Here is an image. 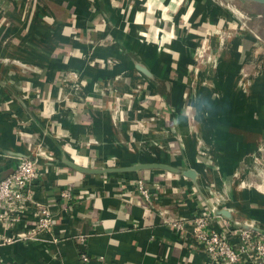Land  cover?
I'll return each mask as SVG.
<instances>
[{
    "label": "crops",
    "instance_id": "0c3cea01",
    "mask_svg": "<svg viewBox=\"0 0 264 264\" xmlns=\"http://www.w3.org/2000/svg\"><path fill=\"white\" fill-rule=\"evenodd\" d=\"M48 1L54 16L32 41L21 10L6 13L15 33L0 37V59L22 66L0 62V179L22 155L38 156L33 195L56 220L39 239L0 245V264H207L193 230L201 212L220 231L238 222L264 233V191L241 184L264 143V62L255 63L264 47L253 48L233 12L221 0ZM199 49L214 55V68H196ZM254 65L258 98L237 77ZM65 156L87 167L160 162L178 171L82 173ZM65 189L76 197L63 199ZM33 211L2 230L31 231Z\"/></svg>",
    "mask_w": 264,
    "mask_h": 264
},
{
    "label": "built area",
    "instance_id": "2783aa9c",
    "mask_svg": "<svg viewBox=\"0 0 264 264\" xmlns=\"http://www.w3.org/2000/svg\"><path fill=\"white\" fill-rule=\"evenodd\" d=\"M103 63V60H102ZM32 160L28 157L20 158L16 168L5 178L0 180V245L11 244L18 240L39 239L43 231L53 228L56 217L50 207L34 198L32 186L41 174L38 156ZM137 188L144 197L150 193L143 180L137 181ZM65 200H72L75 196L70 189L61 192ZM32 208L36 219L34 228L25 233L6 234L2 229H12L20 220L21 213ZM194 235L200 246L208 256L207 264H245V257H250L254 264H264V233L238 224H226L227 231H220L214 227L213 217L201 212L192 219ZM185 221L177 220L172 226L177 231L184 229ZM230 234H235L237 243H233ZM87 260L86 254H82Z\"/></svg>",
    "mask_w": 264,
    "mask_h": 264
},
{
    "label": "rangeland",
    "instance_id": "374dc122",
    "mask_svg": "<svg viewBox=\"0 0 264 264\" xmlns=\"http://www.w3.org/2000/svg\"><path fill=\"white\" fill-rule=\"evenodd\" d=\"M221 5L223 7H226L230 9L233 12V17L237 21L241 22L243 27L249 31L253 35V39L255 40L252 46L254 49L260 48L261 46L264 47V6L260 4H256L253 2H248L244 0H221ZM1 10V20H0V37H3L6 35V33H12L14 32L13 29H11V20L8 19L6 16L7 11H11L12 13L17 14L15 11L21 10L22 14H20V17L25 16L26 21L29 22V34L32 41L33 38H37L38 35V28L42 26L43 23H41V20H51L53 18L54 9L52 4H49L48 0H26L25 3H21L19 0H13L11 4L9 5H0ZM250 16V17H249ZM27 22V23H28ZM235 24V23H234ZM38 25H40L38 27ZM233 32L238 33L239 32V25L236 23L233 26ZM15 33V32H14ZM207 41H211V39H208ZM207 45V44H206ZM208 46V45H207ZM258 48V49H259ZM200 53L195 55L196 59V68H200L203 65H207V67H212L215 63V59L213 54H209V52L205 50H200ZM262 54L259 55L258 59L255 60V63H259L258 61L264 62V60L261 59ZM7 60V62H13L16 64H19L22 66L21 61H18L17 59L12 58H4ZM3 59H0V62L3 61ZM261 59V60H259ZM233 61L234 55H233ZM216 64V63H215ZM214 68V66L212 67ZM239 67L238 78H246L252 80L253 78H258L261 76H257L258 73V66L254 65V72H246L243 69H240ZM26 73H29L32 77L35 73H37L36 70H25ZM264 73V71H263ZM243 80V83L239 85V89H243V91L251 95L254 94V98H258V95L256 94L257 88H260L261 85H250V80ZM263 80V79H261ZM264 97V95H262ZM257 108L256 106H254ZM264 109V101L263 105H261ZM256 152V151H255ZM100 167L101 165H95ZM108 166V165H103ZM253 173V174H252ZM252 176L249 181H243L241 184L242 186L251 185L253 187H257L258 190L264 191V143L263 147L258 151V162L256 165H254V172L252 171ZM247 184V185H246Z\"/></svg>",
    "mask_w": 264,
    "mask_h": 264
},
{
    "label": "water",
    "instance_id": "95a60500",
    "mask_svg": "<svg viewBox=\"0 0 264 264\" xmlns=\"http://www.w3.org/2000/svg\"><path fill=\"white\" fill-rule=\"evenodd\" d=\"M244 1L253 2V3L260 4V5L264 6V0H244ZM138 68L142 72L149 75V71L145 67L138 65ZM22 157H28L32 160L36 159L35 155H22ZM38 161H40V160L38 159ZM63 161L67 165H69L70 167L74 168L77 171H80L82 173H91V174H105V173H113V172L139 171V170H143V169H153V168H161V169H165L168 171H174V172L178 171V169L176 167H174L170 164H167V163H160V162H137V163H133L130 165H122V166H111L110 165V166H104V167H87V166H83V165L78 164L73 159L68 158L66 156L64 157ZM183 172L185 173V175H187L191 178H194L196 175V172L193 169H188V170L183 171ZM2 179H0V180H2ZM213 210L216 213H220L226 217H230L229 211H227L225 209H221L219 211V210L213 208ZM236 224L241 225V226L246 227V228H251V229L263 232L260 228H257L255 226H252L249 224H239L238 222H236Z\"/></svg>",
    "mask_w": 264,
    "mask_h": 264
},
{
    "label": "bare ground",
    "instance_id": "6f19581e",
    "mask_svg": "<svg viewBox=\"0 0 264 264\" xmlns=\"http://www.w3.org/2000/svg\"><path fill=\"white\" fill-rule=\"evenodd\" d=\"M232 1V0H231ZM250 17V16H249Z\"/></svg>",
    "mask_w": 264,
    "mask_h": 264
}]
</instances>
